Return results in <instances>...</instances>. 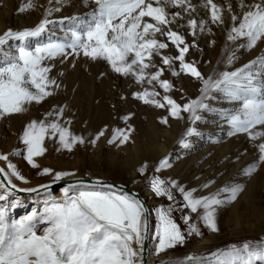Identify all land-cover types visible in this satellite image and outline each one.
<instances>
[{
  "label": "snow or ice",
  "instance_id": "snow-or-ice-1",
  "mask_svg": "<svg viewBox=\"0 0 264 264\" xmlns=\"http://www.w3.org/2000/svg\"><path fill=\"white\" fill-rule=\"evenodd\" d=\"M93 2L96 9L90 14L91 20L78 29H71L70 37L66 36L63 42H50L35 48L25 43L29 38L40 37L48 30L47 26L53 22L47 16L52 11H59L58 8L46 10L45 18L33 28L22 31L9 29L0 35V46L9 40L21 42L18 55L7 59L0 66V116L22 113L26 111L25 105L40 103L52 95L50 87H59L56 80L48 75L51 69L44 64L46 59L82 53L92 60L106 61L114 72L131 75L137 83L159 85L164 91L161 99L156 98L160 93L154 86L133 95L146 104L157 108L166 107L173 118H181V113L186 112L193 123L202 120L201 112L215 111L206 101L215 99L213 93H222L229 100L239 103V107L231 112L221 113L232 129L230 134L248 133L249 139L253 141L264 138V131L255 130L257 126H264V80H258L259 74L254 75L250 70L257 63L264 67V57L235 71H223L215 77L205 78L195 62L186 60L190 47L196 45H189L184 35L171 27L177 18H184L182 12L191 15L189 9L191 12L196 11L190 0ZM30 7L32 3L28 0L19 10L25 11ZM202 7L208 10L212 24H224L225 10L231 13L232 23L227 40L232 44L246 41L237 47L251 49L258 41L264 40V0H254L253 3L240 0L239 13L230 3L225 9L214 0H204ZM170 8H179L182 12L170 13ZM207 23L203 19L189 18V34L195 36L197 30L205 31ZM207 30L211 31L210 28ZM170 47L176 49V55H168L163 51ZM155 57H160L164 67L154 63ZM235 58L233 50L227 57L228 64ZM165 68L171 70L173 76L183 73L200 80V96L183 104L171 98L168 93L172 84L162 79ZM63 111V108L59 109L55 113L56 119L51 122L33 120L25 126L20 140L26 146L24 159L32 168H40L34 158L44 155L46 149L43 142L46 138L58 140L59 145L68 151L76 144L85 143L83 137L74 135L59 122ZM48 115L52 116L53 113ZM161 123H167V118H163ZM194 134H198L196 129L188 128L185 135ZM103 135L102 130L96 139ZM96 139L91 141L93 145ZM117 139L122 144L129 136L119 128L113 129L112 139L108 142L113 143ZM180 143L188 147L183 138ZM258 150L259 162L264 163V143L258 144ZM8 159L7 155L0 154V161ZM169 166L168 158L162 159L156 171ZM256 167L255 163L250 164L243 169L244 175L250 176ZM139 171L143 173L144 168ZM38 175H52L53 181L58 182L75 173L53 172L43 167ZM0 178L6 181L0 182V201L4 202L0 203V264H143L142 250L149 231L150 214L144 203L134 195L114 190L112 185L100 181L89 185L76 180L62 189L61 199L57 200L49 194L42 210H33L20 219H12L9 216L10 209L18 207L20 201H8L11 189L39 192L41 189L47 190L49 185L18 188L13 178L24 183L28 181L11 162L7 163L6 168L0 167ZM149 183L156 196H166L169 201L175 200L172 190L177 189L183 197L182 208L198 215L202 209L199 218L213 232L218 230L216 206L235 200L243 190L240 185L225 186L212 195L197 197L194 195L195 189L186 190L174 180L165 181L154 176ZM221 193L229 194L226 200L219 198ZM174 210L172 205L155 209L157 220L154 239H158L157 254L185 242V234L172 216ZM182 219L188 225L189 236L200 235L196 224L190 223L189 215H184ZM42 224L46 227L41 229L39 226ZM212 256L215 257V264H254V261H264V247L252 250L246 242L242 247L231 245L227 250H217ZM187 259L193 260L194 257L189 256Z\"/></svg>",
  "mask_w": 264,
  "mask_h": 264
},
{
  "label": "rangeland",
  "instance_id": "rangeland-1",
  "mask_svg": "<svg viewBox=\"0 0 264 264\" xmlns=\"http://www.w3.org/2000/svg\"><path fill=\"white\" fill-rule=\"evenodd\" d=\"M8 1L10 6L6 0H0V11L6 13L5 9L8 6L12 13L9 21L0 28V35L9 29L22 31L33 28L45 18L46 10L59 9V11H52L47 16V19L53 23L47 26L48 30L45 33L40 37L29 38L25 42L31 48L50 42H63L66 36L70 37L71 29H78L90 21V14L96 9L93 0H87V2L86 0H51V2L50 0H31L32 7L20 11V7L27 4L28 0ZM75 9L76 11L72 13L71 11ZM73 17L76 19H72ZM190 18L201 20L197 14ZM187 20L184 16V21L175 22L171 27L183 34L189 45L193 43L196 45L190 47L186 60L195 62L196 67L205 78L215 77L216 74L223 71H235L251 61H258L259 58L264 57V51L260 55L247 57L257 49L259 41L251 49L240 48L237 45L246 43V41L243 40L236 44L230 42V44L227 40L228 32L224 33L220 40L217 39L214 42L217 51L213 54L209 47L211 40L208 39L204 31L197 30L195 36L190 35ZM161 39L166 38L161 37ZM20 46L21 42L17 40H9L8 43L0 46V66L7 59L18 55ZM233 50L236 58L231 64H228L227 57ZM163 51L168 55L177 54L174 47ZM154 63L159 67H164L160 57H155ZM44 64L50 67L51 71L48 75L51 79L56 80L59 87H50L49 91L52 92V95L44 98L40 103L32 102L25 105L26 111L22 113L0 116V154L7 155L9 158L8 161L1 162L5 167L8 162L16 165L28 181L27 183L20 181L21 183L29 185L44 181L50 183L53 181L52 175H38L43 167H48L53 172L75 173L74 176L69 177H105L104 179L135 187L146 199L151 214L150 254L154 258L150 264H178V262L180 264H215V257L212 256V253L217 250H227L231 245L242 247L247 242L252 250L264 247V163L259 162L258 150V144L264 143V138L253 141L249 139L248 133L230 134L232 129L222 118L221 113L231 112L238 108V102L232 104L231 108H227L226 104L230 100L222 93H213L215 99L206 102L215 111L201 112L202 120L193 123L189 118V113L186 112L181 113V118H167L166 107L157 108L152 104L144 103L133 95L154 86L155 90L160 93V96L156 98L161 99L164 91L159 85H149L147 82L137 83L131 75L124 76L114 72L104 60H92L80 53L79 55H68L66 58L56 56L50 60L46 59ZM259 65V63L253 65L250 70L253 72L252 68ZM176 67L178 70V62ZM152 70L154 71V69ZM162 79L170 81L172 89L168 95L180 104L196 99L201 94L202 82L191 76L183 73L173 76L171 70L165 68ZM257 79L264 80V67L261 77H257ZM101 81H105L111 91L108 107L110 105V120L113 125L101 128L98 132L103 130L104 135L99 139H96L97 132L96 135L94 134L88 139L86 128L73 130L72 133L83 137L85 143L74 145L71 151L63 149L58 140L46 138L43 142L46 149L44 155L34 158L40 168H32L24 159L26 146L20 140L25 126L33 120L51 122L56 119L55 113L61 108L64 111L59 122L68 128L71 124H76L78 109L71 103V97L89 94ZM49 113H53V115L49 116ZM163 118H167L168 123L176 125V129L173 131L170 124H162ZM86 119L84 117L80 121L81 127H85ZM152 120L158 124L157 131L152 137L156 138L161 147L156 148L157 150L155 149V153L152 155L143 152L142 155L139 153L140 155L135 154L133 158L132 156L128 157L125 150L132 151V125L136 124L139 128H146L153 122ZM68 121L70 123H67ZM202 121L207 126L201 129L200 122ZM117 128L128 134L129 139L122 144L119 139L109 143L108 141L112 139L113 129ZM188 128H195L198 134L185 135ZM255 130L264 131V126H257ZM163 132H171L173 136H176L171 146L162 141ZM182 138L188 147L182 146L180 143ZM94 139H96V143L93 145L91 141ZM138 140H143V136ZM239 144H243V146L240 147V151L236 152ZM165 146L169 151L171 150L172 154L169 160L170 167L174 158L184 162V164L182 163L184 167L172 175L162 172L165 168L159 172L156 171L160 161L164 159L160 153L161 148ZM219 153H222V156L219 157ZM246 155L249 157L254 155L255 158L237 166L236 164ZM254 163L257 165L256 171L250 176L244 175L243 169ZM142 167L144 168L143 173L139 171ZM154 176L165 181L174 180L186 190L195 189L194 195L197 197L212 195L225 186L240 185L243 190L238 193L235 200L216 206L215 217L218 230L213 232L199 218V215L203 213L202 209L199 210L198 215V213H191L189 209L182 208L183 197L177 189L172 190L174 201H169L166 196H156L149 183L150 178ZM138 181L139 184H137ZM205 184L208 186L204 187ZM50 189L54 190L55 188L51 187ZM0 193L2 192L0 191ZM245 193L248 194V198L243 197ZM48 195L41 196L43 199H47ZM228 195V193H221L219 198L226 200ZM31 196L33 199L36 198V195ZM8 201L12 200L8 199ZM0 203L4 202L0 201ZM169 205L175 208L172 216L185 234L186 239L183 244H178L157 254L158 239H154L157 220L155 209L158 207L167 208ZM32 206L30 202L19 205L10 209L9 216L12 219H20L33 210H42L44 204L33 210ZM184 215L191 217L190 223L196 224L200 235H188V225L182 219ZM39 227L42 229L46 225L42 224ZM203 237L208 239L207 243L200 246V249L196 248ZM189 256L194 259L188 260ZM254 264H264V261H254Z\"/></svg>",
  "mask_w": 264,
  "mask_h": 264
},
{
  "label": "bare ground",
  "instance_id": "bare-ground-1",
  "mask_svg": "<svg viewBox=\"0 0 264 264\" xmlns=\"http://www.w3.org/2000/svg\"><path fill=\"white\" fill-rule=\"evenodd\" d=\"M203 2H204V0H190L191 5L196 8V11L191 12V9H189V12L191 13V15H189V13L185 14L184 12H182V16L183 17L185 16V19H189L190 17L195 16L197 14L201 17V19L208 21L204 33L208 37V39L211 40V45L209 46L210 52L215 54L217 50H216L214 42L217 39L220 40V38H222L223 34L228 32V30L231 26V23H232L231 18H230L231 13H229L227 10H225V12H224L225 23L224 24H222V25L212 24L209 21L208 10L206 8L202 7ZM214 2L221 5L225 9H227L228 4L230 3L232 5L233 9L237 13H239L241 11L240 0H214ZM253 2H254V0H245V3H253ZM6 3H8V6H10V2L8 0H6ZM8 6H6V9H5L6 13H5V11L4 12L0 11V28L3 25H5V23L7 21H9L10 17L12 16L11 8H9ZM75 11H76V9L72 10L71 12L73 13ZM176 11H182V10L179 8H170L169 9L170 13L176 12ZM180 21H184V18L183 19L177 18L176 22H180ZM208 28L211 29L210 32L207 30ZM242 41L243 40H240L237 42L240 43ZM262 51H264V40L259 41L257 49L253 53H250L247 57L250 58L252 56H255L256 54L260 55ZM210 62L212 63L213 61H210ZM252 69H253L252 73L254 75L259 74V75H257V77L260 78L261 77V71H262L263 67H261V65H259L258 67H255ZM107 85L108 84H106L105 81L104 82L101 81L98 84V86H96L97 89L95 87L93 89V91L91 90L89 92V94L88 93L84 94V95L80 94L81 95L80 97H75V96L71 97V100H70L71 103L78 109V115H77L78 117H77L76 124H71V126L69 127L71 132L73 130H76L77 128H78L77 130H79V128L80 129L86 128V136L89 139L94 134L96 135V132L99 133L98 131L101 128H104L105 126L111 125V120H110L111 116H110V108H109L110 105L108 107V104L110 102L111 91L108 89L109 87ZM95 89L97 90L96 92H95ZM235 102L236 101H231V100L228 101V103L226 104L227 108H231L232 104H236ZM166 116H167V118L172 117L169 115L168 110H167ZM84 117L87 118L85 120L86 121L85 127L84 126L81 127L80 121L83 120ZM90 117H92L93 119H91ZM152 121L153 122L148 124L146 126V128H141V127L139 128L136 126V124L132 125V148H131L132 151L125 150V152H127L128 157L132 156V158H133V156L135 154L136 155H140V154L142 155L143 152H146L148 155H152L153 153H155L156 148L159 149V147H161V144L160 145L158 144L156 138H154V136L152 137V135L154 133H156L157 128H158V124L155 122V120H152ZM200 123H201L200 124L201 129L205 128L207 126L204 121H202ZM166 124H170L173 131L176 129V125H174L173 123L167 122ZM141 136H143V140H138V138H140ZM162 137H163L162 141H165L168 144H170L168 146H171V143L176 138V136H173L171 132H168V133L163 132ZM242 146H243V144H239V147H237L235 151L236 152L240 151V147H242ZM160 154L162 155V157H164V159L168 158V160H170V158L172 157L171 150L169 151L168 147H166V146L161 148ZM218 156L219 157L222 156V153H219ZM253 158H255L254 155H251L250 157L248 155H246L236 165L238 166V165H240V163L244 164L245 162H248V161L250 162L251 160H253ZM182 163L184 164L183 161H179L176 158H174L172 166L166 167L165 169L162 170V172H167V173H170L171 175H172V173L175 174L180 169H182L184 167V165ZM0 167H5L1 161H0ZM79 177H85V176L69 177V178H79ZM69 178H67V179H69ZM85 178H87V177H85ZM88 178H90V177H88ZM104 178L99 177L97 179H104ZM112 181H114V180H112ZM0 182H2L1 179H0ZM13 183H15L18 188H35L41 184L49 185L48 181L40 182V183L34 184V185L23 184L19 180H16L15 178H13ZM139 183L140 182L138 181L137 184H139ZM86 184L91 185L92 183H86ZM66 186L62 185V186L55 188L54 190H51L50 189L51 187L49 185V188L47 190L41 189L39 192H33V194H30V192H24V191H18L16 189H11L10 194L8 196V199H11L12 201H20V205H22V204L25 205L26 203L30 202V204L33 205L31 207L33 210L34 208L39 207L40 205L44 204L45 199H43L41 195L51 194V196L55 197L57 200L61 199V196L63 194L62 189L65 188ZM130 187L132 189L137 190L135 187H132V186H130ZM0 191L2 192V190H0ZM31 195H36V198L33 199ZM243 197L248 198V194L247 193L243 194ZM147 205H148V203H147ZM207 241H208V239L203 237V239L200 241V243L197 245L196 248L200 249V246L206 244ZM208 243H210V242H208ZM150 255H151L150 254V248H148L147 260H148L149 264L151 263V260H153V258H154V257H152V255L151 256Z\"/></svg>",
  "mask_w": 264,
  "mask_h": 264
},
{
  "label": "water",
  "instance_id": "water-1",
  "mask_svg": "<svg viewBox=\"0 0 264 264\" xmlns=\"http://www.w3.org/2000/svg\"><path fill=\"white\" fill-rule=\"evenodd\" d=\"M0 179L2 182L6 183V181H3L2 178H0ZM76 180H82L85 183H93L95 181H100L102 184L112 185L113 189H115V190H120L122 192H127L130 195H134L137 199L141 200L144 203L146 208L149 210V214H150V209L147 205V201L142 196V194L138 190L132 189L130 186H128L124 183H121V182L112 181V180H108V179H97V178H93V177L92 178L79 177V178H69V179L58 181V182L51 181L49 183V185H50V187L57 188V187L62 186V185L66 186L69 183L75 182ZM30 194H33V192H30ZM150 217H151V214L149 215V231L147 234V238L144 240V246H143V250H142L143 264H149V262L147 260V251H148V248H150V235H151V219H150Z\"/></svg>",
  "mask_w": 264,
  "mask_h": 264
}]
</instances>
